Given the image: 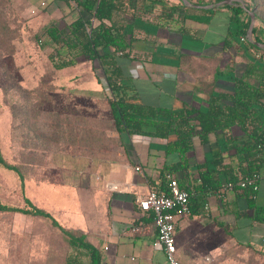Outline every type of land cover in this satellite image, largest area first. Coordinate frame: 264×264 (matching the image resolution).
I'll use <instances>...</instances> for the list:
<instances>
[{"label":"crops","instance_id":"0c3cea01","mask_svg":"<svg viewBox=\"0 0 264 264\" xmlns=\"http://www.w3.org/2000/svg\"><path fill=\"white\" fill-rule=\"evenodd\" d=\"M157 15L147 14L144 26H140L143 28L134 30L132 58L122 63L124 82L128 86L126 94L155 108L179 109L187 104L200 106L206 103L212 91L230 89L231 82L217 75L218 67L226 71L231 52L236 47L230 35V10L189 11V15L206 20L186 18L181 21L177 14L174 18H156ZM145 27L148 28L146 31L143 30ZM225 41L233 45H225ZM241 54L236 51L233 55L235 65L232 66L238 65L240 71L244 66L238 64ZM77 64L75 61L66 68ZM88 80L93 81L91 76ZM106 96L107 93L100 96L81 92L75 98L87 101L85 99H104ZM225 133L236 138L242 136L237 125L226 129ZM222 138L220 131L210 133L205 144L193 137L192 148L187 154L189 168L173 175L179 184L187 186L194 182L197 177L195 165L203 163L209 150L216 148ZM165 142L161 138L125 135L123 140L110 141L109 147L97 155L75 156L69 168L82 170V173L79 170L73 173V180L77 179L82 186L81 193L76 196L78 188L73 185L76 192L71 194L74 198L66 195L64 199L59 186L71 185L63 179L55 190L56 199L63 205L55 209L56 215L63 220H75L78 216L80 223L77 226L64 224L51 211H46L63 227L81 231L90 243L101 249L102 264H167L163 251L152 246L156 236L152 214L140 211L136 204L137 197L151 190L149 179L158 183V169L163 162L177 159L176 154L164 156L161 146ZM137 166L141 170H137ZM51 191L54 192L53 188ZM254 202L264 208V165L259 171ZM190 209L191 213L179 220L175 228L176 256L181 264L259 262L248 245L264 255V222L253 218L255 210L248 206L242 190H228L222 194L212 192L201 203L192 200Z\"/></svg>","mask_w":264,"mask_h":264},{"label":"trees","instance_id":"16d2710c","mask_svg":"<svg viewBox=\"0 0 264 264\" xmlns=\"http://www.w3.org/2000/svg\"><path fill=\"white\" fill-rule=\"evenodd\" d=\"M62 1L68 6L73 2L79 8V16L65 28L50 25L43 33L34 32L35 43L38 45L44 39L50 45L48 58L53 61L56 70L75 64V58L81 55L91 62L98 61L110 94L104 99H85L86 105L68 107L69 110L64 113L52 110V107L38 111L39 115H43L40 117L43 123L35 136L37 142H43L44 146H38L37 151L42 149L46 153L50 147L60 151L71 147L94 156L106 150L110 141L123 140L125 135L165 139V144L161 146L164 156L176 154L177 159L163 162L158 169L157 184L152 179L148 180L151 190L160 192L166 189L167 175L173 176L175 172L189 168L187 154L192 148L193 137H198L201 144H205L209 141L210 133L217 134L220 131L223 138L217 142V147L209 150L203 163L195 165L197 177L194 182L187 186L179 184L191 194V207L192 200L203 202L210 193H216L223 182L236 183L246 176H255L258 184L259 171L264 165V0H249V3L243 0L244 7L239 2L216 7L215 4L222 0H188L190 5L181 0L177 3H170L168 0ZM207 4L214 6L202 7ZM215 8H227L231 12L230 35L234 45L230 44L236 47H232L233 52L226 71L219 67L217 70V75L224 76L231 82L230 89L212 91L206 103L200 106L187 104L179 109L155 108L126 94L125 89L128 86L124 82L122 63L123 60L132 58L134 30L143 28L140 26H144V16L158 13L156 18H174L177 14L181 21L186 18L206 20L189 15V11L211 13ZM249 10L253 11L254 20L259 21L253 25L251 38L248 37ZM147 29L145 27L143 30ZM224 44L230 45L226 41ZM61 50H66L68 57L62 58ZM236 51L242 52L238 60L239 66L244 64L242 71L238 65L236 68L232 67L235 65L233 55ZM12 53L13 50L0 49V57ZM18 88L21 89L19 84ZM34 108H28L32 118L37 114V109ZM94 115L99 121L110 122V137L102 134L100 130L99 138L103 136V140H100L94 136V129H86L84 123ZM233 125L241 130V137L236 138L225 133ZM0 164L16 172L21 186L24 185V176L18 165L8 163L1 156ZM234 189L238 190L239 187ZM240 190L248 206L255 210L253 218L264 222V208L254 202L258 189L246 186ZM24 202V206H16L0 201V212L49 220L65 237L68 251L64 264H78L81 258L86 260V264H102L103 251L90 243L81 231L63 227L50 212L36 206L27 197H24ZM247 247L258 256L259 262H255L264 264L263 253L249 245Z\"/></svg>","mask_w":264,"mask_h":264},{"label":"rangeland","instance_id":"374dc122","mask_svg":"<svg viewBox=\"0 0 264 264\" xmlns=\"http://www.w3.org/2000/svg\"><path fill=\"white\" fill-rule=\"evenodd\" d=\"M245 1L249 3V0ZM78 14L79 8L73 2L68 6L62 0H0V49L13 50L12 54L0 57V156L8 163L18 165L24 176L21 186L19 175L0 164V201L24 206V197H27L36 206L51 211L60 222L75 226L81 220L78 216L75 220H63L56 215L55 207L63 204L56 199L55 190L59 182L66 180L71 187L59 186L64 199L66 195L74 198L71 194L76 192L74 186L78 188L76 196L81 193L82 186L77 179L73 180V173L79 169L69 168V163L84 153L71 147L63 150V155L54 147L46 153L42 149L37 151L38 146H44L35 136L43 123L40 118L43 115L39 113L50 107L64 113L68 107L86 105L85 101L75 98L81 92L102 96L108 95L109 90H105L107 86L98 61L91 62L81 55L75 58L78 64L74 67L56 70L48 58L50 45L44 39L37 45L33 35L34 32L43 33L50 25L65 28ZM258 22L255 20L254 24ZM61 57H68L66 50H61ZM89 76L93 81L88 80ZM31 106L37 109L33 118L28 112ZM84 124L86 129H94L97 139L100 130L106 136L112 135L110 122L99 121L95 115ZM86 135L89 136L88 132ZM99 139L103 140V136ZM85 155L88 157L89 154ZM79 173H82L81 169ZM70 205L75 208L74 204ZM174 236L176 238V229ZM66 251L64 235L46 218L0 212V264H64ZM80 260L78 264H86V260ZM234 264L241 262L234 261Z\"/></svg>","mask_w":264,"mask_h":264},{"label":"built area","instance_id":"2783aa9c","mask_svg":"<svg viewBox=\"0 0 264 264\" xmlns=\"http://www.w3.org/2000/svg\"><path fill=\"white\" fill-rule=\"evenodd\" d=\"M137 170L141 167L137 166ZM166 189L160 192L149 190L146 194L136 198V204L140 211L150 212L156 227V236L152 242L154 248L163 251L167 264H181L176 257L175 228L179 220L187 217L190 210L191 194L179 185L178 180L171 176H166ZM239 189L246 186L258 189L255 176H246L236 183L223 182L217 193L222 194L228 190ZM206 260H209L206 257Z\"/></svg>","mask_w":264,"mask_h":264},{"label":"water","instance_id":"95a60500","mask_svg":"<svg viewBox=\"0 0 264 264\" xmlns=\"http://www.w3.org/2000/svg\"><path fill=\"white\" fill-rule=\"evenodd\" d=\"M181 1H183L186 5H190V2L188 0H181ZM235 2H239L244 7L243 0H222V1L217 2L215 4V6L217 7V6H221V5H230V4H233ZM213 6H214L213 4H207V5H204L202 7L211 8ZM248 14L250 16V23H249V27H248V37L251 38L252 28H253V24H254V13H253V11L249 10Z\"/></svg>","mask_w":264,"mask_h":264}]
</instances>
